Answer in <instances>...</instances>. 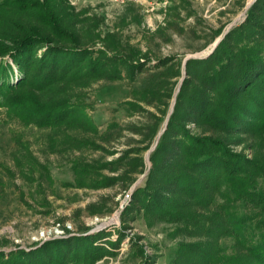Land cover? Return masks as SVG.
I'll return each instance as SVG.
<instances>
[{
	"label": "rangeland",
	"instance_id": "obj_1",
	"mask_svg": "<svg viewBox=\"0 0 264 264\" xmlns=\"http://www.w3.org/2000/svg\"><path fill=\"white\" fill-rule=\"evenodd\" d=\"M255 1L119 5L67 0L62 24L77 35L78 48L104 50L102 58L111 64L103 76L76 84L70 92L85 102V113L99 133L92 136L93 148L50 151L41 132L0 110V251L5 259L17 249L89 238L86 249L93 248L91 243L103 248L80 251L93 264H206V250L195 245L198 234L151 212L150 193L143 188L179 95L193 80L189 64L211 57L246 21ZM116 60L117 66L112 65ZM183 124L191 135L203 134L196 120L176 121L171 142L183 135ZM13 133L23 135L22 143L10 142ZM253 144L254 137L238 135L231 149L253 159ZM24 145L37 157L38 170L32 174L19 170ZM16 151H21L17 159ZM76 161L92 166L91 175L77 176L72 169Z\"/></svg>",
	"mask_w": 264,
	"mask_h": 264
},
{
	"label": "trees",
	"instance_id": "obj_2",
	"mask_svg": "<svg viewBox=\"0 0 264 264\" xmlns=\"http://www.w3.org/2000/svg\"><path fill=\"white\" fill-rule=\"evenodd\" d=\"M66 2L0 0V110L41 132L50 151L93 148L98 128L85 113V102L70 92L76 84L103 76L111 65L102 58L104 50L78 48L77 35L62 24ZM189 67L193 80L184 85L151 157L150 182L143 188L150 193V211L195 231L206 264H264V0L255 1L246 21L211 57L193 60ZM186 119L196 120L203 134L191 135L183 124V135L171 142V127ZM238 135L257 141L253 159L231 149ZM9 140L22 143L23 135L13 133ZM24 147L19 170L32 174L38 170L37 157L29 145ZM72 169L77 176L94 170L79 161ZM87 240L17 249L7 259L0 251V264H93L80 251L103 248L91 243L93 248L86 249Z\"/></svg>",
	"mask_w": 264,
	"mask_h": 264
},
{
	"label": "built area",
	"instance_id": "obj_3",
	"mask_svg": "<svg viewBox=\"0 0 264 264\" xmlns=\"http://www.w3.org/2000/svg\"><path fill=\"white\" fill-rule=\"evenodd\" d=\"M109 2H112L114 4H119V5H123V4H127V3H141V4H148V5H153V4H158L160 3L162 0H106Z\"/></svg>",
	"mask_w": 264,
	"mask_h": 264
}]
</instances>
